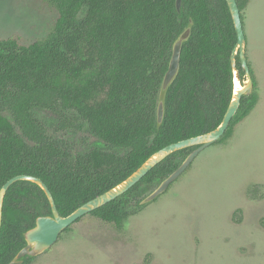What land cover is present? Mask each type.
<instances>
[{"label":"trees","instance_id":"trees-1","mask_svg":"<svg viewBox=\"0 0 264 264\" xmlns=\"http://www.w3.org/2000/svg\"><path fill=\"white\" fill-rule=\"evenodd\" d=\"M48 1L57 17L44 38L28 44L16 36L0 39V187L15 175L36 176L66 216L158 149L219 125L233 91L230 55L237 38L225 0H182L178 12L175 0ZM236 2L241 13L248 0ZM190 19V36L182 44L179 72L166 91L157 129L156 102L171 46ZM235 61L242 82L238 54ZM257 99L254 91L242 95L216 142L231 135ZM35 110L56 116V126L49 129ZM83 127L96 139L86 151L64 138L68 129ZM195 147L169 154L90 214L121 225L145 205L138 194L157 185ZM46 214L50 204L37 184L18 180L7 188L0 264L15 256L25 245L23 232ZM32 258L22 257L21 264Z\"/></svg>","mask_w":264,"mask_h":264},{"label":"rangeland","instance_id":"rangeland-1","mask_svg":"<svg viewBox=\"0 0 264 264\" xmlns=\"http://www.w3.org/2000/svg\"><path fill=\"white\" fill-rule=\"evenodd\" d=\"M240 14L258 99L231 135L202 149L121 225L85 214L27 264H264V0H248ZM56 17L48 0H0V39H42ZM35 113L49 129L56 126L53 114ZM64 138L80 151L96 141L84 127Z\"/></svg>","mask_w":264,"mask_h":264},{"label":"water","instance_id":"water-1","mask_svg":"<svg viewBox=\"0 0 264 264\" xmlns=\"http://www.w3.org/2000/svg\"><path fill=\"white\" fill-rule=\"evenodd\" d=\"M232 18V22L236 32V43L230 55V63L233 70V91L228 107L223 115L219 125L214 129L189 138L170 143L148 156L132 173L121 180L113 187L107 189L101 194L93 197L85 203L78 206L75 210L66 216H61L56 208L53 196L46 186V184L38 177L19 174L9 178L0 187V225L2 220V205L3 198L7 188L15 181L27 180L37 184L45 193L51 208V214L39 215L35 218L34 225L23 232L25 245L15 254V256L6 264H21L22 257H34L47 250L55 243L59 234L78 218L90 213L96 208L105 203L115 199L121 194L125 193L129 188L136 184L151 168L163 160L169 154L191 146H197L192 149L179 165L169 173L163 180H161L151 191L142 196L139 200L140 205L151 202L157 196L162 194L168 186L176 180L181 173L191 164L196 155L205 147L217 141L225 132L228 124L235 114L242 95H249L253 91V79L246 58V37L243 30V23L241 19L240 10L236 0H225ZM182 0H175L176 11L181 8ZM192 21L189 20L185 28L175 38L171 46V54L168 61L167 69L162 77L159 93L156 102V128L158 129L164 117V101L165 94L175 79L180 68V52L183 42H185L191 32ZM238 54L240 59V66L244 72L245 79L241 82L239 71L236 67L235 55Z\"/></svg>","mask_w":264,"mask_h":264}]
</instances>
